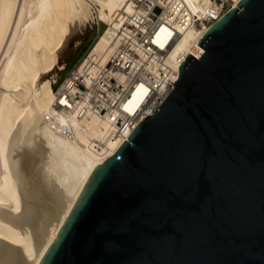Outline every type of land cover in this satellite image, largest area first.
<instances>
[{
	"label": "water",
	"instance_id": "water-1",
	"mask_svg": "<svg viewBox=\"0 0 264 264\" xmlns=\"http://www.w3.org/2000/svg\"><path fill=\"white\" fill-rule=\"evenodd\" d=\"M196 44L37 264H264V0H240Z\"/></svg>",
	"mask_w": 264,
	"mask_h": 264
},
{
	"label": "bare ground",
	"instance_id": "bare-ground-1",
	"mask_svg": "<svg viewBox=\"0 0 264 264\" xmlns=\"http://www.w3.org/2000/svg\"><path fill=\"white\" fill-rule=\"evenodd\" d=\"M140 1L144 0H0V264L17 255L25 264H37L89 174L121 143L107 141L102 156L88 148L90 139L104 138V125L97 117L70 120L49 130L40 118L50 111L53 89L43 76L57 65L70 35L90 15L108 25L89 47L90 54L105 62L112 48L108 35L118 27L117 16L123 10L132 12L131 2ZM179 1L189 15L201 18L218 9L212 0ZM207 28L183 31L172 45L170 64L179 55L199 56L203 48L196 42ZM170 34L162 26L156 38L163 45ZM26 131L42 151L37 167L11 157ZM26 176L32 177L33 185L26 184ZM44 188L50 204L47 215L32 207L35 192Z\"/></svg>",
	"mask_w": 264,
	"mask_h": 264
},
{
	"label": "built area",
	"instance_id": "built-area-1",
	"mask_svg": "<svg viewBox=\"0 0 264 264\" xmlns=\"http://www.w3.org/2000/svg\"><path fill=\"white\" fill-rule=\"evenodd\" d=\"M212 1L217 12L202 18L189 15L179 0L131 2L132 12L123 10L116 19L118 27L108 35L112 48L105 62L90 54L89 46L53 89L50 111L41 114V121L55 131L70 120L97 117L104 125V138L90 139L88 148L102 156L107 141L120 140V146L174 87L178 67L185 59L179 55L170 64L169 54L178 36L190 27H209L234 3ZM105 25L102 34L108 28ZM162 26L171 32L163 45L156 38Z\"/></svg>",
	"mask_w": 264,
	"mask_h": 264
},
{
	"label": "rangeland",
	"instance_id": "rangeland-1",
	"mask_svg": "<svg viewBox=\"0 0 264 264\" xmlns=\"http://www.w3.org/2000/svg\"><path fill=\"white\" fill-rule=\"evenodd\" d=\"M105 26L106 25L103 22H99L98 20L96 22V19L93 16L91 15L88 16L82 22V24H79L75 28L73 33L70 35L65 47L58 54L57 65L49 73L45 74L42 80L48 78L50 81L51 88L55 89L59 84V82L61 81L62 77L64 76V73L88 49L91 43H93L94 40L96 39L97 32L101 33L105 28ZM98 27H99V31H98ZM52 79H55V82L52 83ZM15 145L16 146L12 151L13 153L11 152L12 159L19 157L21 161L25 164V166H30V167L38 166V160L40 158V154L42 153V151L40 145H38L37 142L33 139V136L30 133V131H26L25 133L20 135V139L16 142ZM32 146H36L38 147V149L35 150L33 149ZM26 169L29 170L30 168H26ZM29 177L26 176L25 182L26 184L30 183L31 185H33L32 183L34 182L33 180H31L32 177H30V179ZM35 194L36 195L34 196L36 197L34 199V202L32 203L33 210L35 209V211H37V213L39 214L47 215L48 214L47 211L50 208L49 207L50 204L49 201H47L49 200V198L46 194V189L45 188L40 189L39 191L35 192ZM44 203L46 204L44 205ZM8 264H25V261L23 260V258H21V255H17Z\"/></svg>",
	"mask_w": 264,
	"mask_h": 264
}]
</instances>
